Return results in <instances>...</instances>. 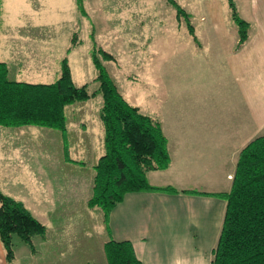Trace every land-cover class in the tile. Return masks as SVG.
Returning a JSON list of instances; mask_svg holds the SVG:
<instances>
[{
	"label": "crops",
	"instance_id": "obj_1",
	"mask_svg": "<svg viewBox=\"0 0 264 264\" xmlns=\"http://www.w3.org/2000/svg\"><path fill=\"white\" fill-rule=\"evenodd\" d=\"M205 14L198 27L203 37L195 33L197 38L181 43L180 53L161 64L164 75L163 65L169 62L170 87L164 97L160 89L154 116L161 119L171 162L165 169L150 170L148 178L155 185L206 193L133 191L117 204L110 215L109 237L131 240L143 264H212L227 204L213 193L230 191L240 151L264 134V0H250L248 16H243L251 23L249 37L240 48L237 26L227 20L223 4L208 6ZM16 42L12 39L7 46L11 54H20L19 59H3L9 76L52 75L48 52L19 50ZM66 124L71 157L86 159L85 164L67 161L62 144L60 165L73 184L67 193L59 190L63 203L84 197L87 204L93 164L105 150L104 125L102 121ZM65 250L49 248L51 253ZM0 253L4 256L1 243ZM54 262L46 264H70L65 259Z\"/></svg>",
	"mask_w": 264,
	"mask_h": 264
},
{
	"label": "rangeland",
	"instance_id": "obj_2",
	"mask_svg": "<svg viewBox=\"0 0 264 264\" xmlns=\"http://www.w3.org/2000/svg\"><path fill=\"white\" fill-rule=\"evenodd\" d=\"M219 1L222 3L218 0H177L191 14L199 37H203L199 23L207 16V7L215 3L223 4L227 20L234 25L227 0ZM235 1L242 16H248L250 0ZM85 8L87 15L79 12L76 0H1L0 60L19 59L20 54H11L7 46L8 41L14 39L17 41L15 48L19 50H31L37 55H41L42 50L48 52L52 71V75L45 77L37 74L17 76L16 73L10 77L51 82L59 75L61 59L67 55L75 83L87 82L90 90L96 89L97 69L91 53L94 32L96 43L115 56V60H102L119 90L128 101L154 116L160 89L164 91V97L170 87L169 62L163 65L166 64L164 75L161 64L180 53L181 43L194 37L184 17L177 16L168 0H85ZM74 31H78L81 42L68 52ZM159 76H162V85L157 81ZM101 104V95L69 104L65 108L66 121H102L99 117ZM0 128L3 129V133L0 132V188L23 200L48 227L46 240L41 236L33 237L35 253L14 235L16 257L11 264H46L50 260L53 263L63 259L70 264H77L75 261L78 260L108 264L104 241L109 238V233L102 209L98 206L90 208L84 197L63 203L59 187L67 193L73 180L65 175L60 165L63 160L61 131L37 125H0ZM1 246L4 256L0 253V264H9L2 243ZM60 246L67 252L49 251V248Z\"/></svg>",
	"mask_w": 264,
	"mask_h": 264
},
{
	"label": "trees",
	"instance_id": "obj_3",
	"mask_svg": "<svg viewBox=\"0 0 264 264\" xmlns=\"http://www.w3.org/2000/svg\"><path fill=\"white\" fill-rule=\"evenodd\" d=\"M168 2L176 9L179 18L184 17L189 32L197 38L191 14L177 0ZM227 2L238 29L237 48H240L249 37L251 23L240 14L235 0ZM76 6L79 12L87 15L85 0H76ZM1 12L0 0V15ZM93 33L91 53L98 82L94 90H90L87 82L75 83L67 55L61 59L59 75L51 82L13 79L9 76L7 62L0 60V125L58 129L63 137L65 159L85 164L70 155L65 108L74 102L101 95L99 117L104 125L105 150L93 164L95 174L87 205L102 209L106 229L110 232L111 212L128 192H206L150 182V170L165 169L171 162L161 119L125 98L102 60H115V56L96 43ZM71 42L68 52L81 42L78 31H74ZM213 194L224 198L227 204L218 242L213 249L212 264H264V134L251 140L240 151L230 191ZM47 230V225L23 200L0 188V241L9 264L16 257L14 235H18L35 253L33 237L46 238ZM104 252L108 264H143L129 239L118 240L110 236L104 242Z\"/></svg>",
	"mask_w": 264,
	"mask_h": 264
}]
</instances>
